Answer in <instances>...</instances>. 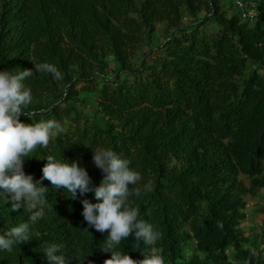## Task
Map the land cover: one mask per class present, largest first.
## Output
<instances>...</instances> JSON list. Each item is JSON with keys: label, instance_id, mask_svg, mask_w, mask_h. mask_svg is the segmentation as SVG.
I'll list each match as a JSON object with an SVG mask.
<instances>
[{"label": "trees", "instance_id": "trees-1", "mask_svg": "<svg viewBox=\"0 0 264 264\" xmlns=\"http://www.w3.org/2000/svg\"><path fill=\"white\" fill-rule=\"evenodd\" d=\"M237 1L250 2L0 0V71L32 70L23 81L32 96L24 110L48 109L19 119H52L63 128L23 158L25 174L40 180L52 155L79 161L98 187L105 174L93 152L111 148L128 159L142 177L129 186L141 195L129 200L138 220L161 233L151 246L134 233L122 240L116 250L134 260L155 252L165 264H264V248L242 230L247 197L264 192V0L254 19L244 18ZM186 16L194 23L182 26ZM158 24L171 34L152 58ZM42 63L55 65L62 79L36 72ZM82 95L94 96L97 110L80 108ZM149 181L151 191H143ZM42 186L46 203L30 223V240L0 250V264H48L44 250L52 244L63 246L65 264L110 259L102 251L109 233L82 215V200L98 202L94 192L71 199L48 180ZM31 215L0 198V234Z\"/></svg>", "mask_w": 264, "mask_h": 264}, {"label": "clouds", "instance_id": "clouds-1", "mask_svg": "<svg viewBox=\"0 0 264 264\" xmlns=\"http://www.w3.org/2000/svg\"><path fill=\"white\" fill-rule=\"evenodd\" d=\"M257 11L260 14L258 8ZM35 71L50 73L55 79H62L60 70L50 63L35 65ZM33 75L30 69L0 71V198H3L5 204L11 202L13 211L23 207L32 213L29 222L20 223L0 234V250L11 253L15 245L30 240V223L42 215L38 206L42 208L46 203L48 188L42 184L43 180H48L54 189L62 188L70 193L71 199H76L77 192L81 196L94 192L98 202L82 200V215L89 227L101 233H109L102 251L111 253V258L106 259L104 264H165L164 257L155 252L144 255L141 260H134L127 253L116 250L120 242L133 233L135 240H141L149 246L157 242L161 233L154 230L152 224L138 220L139 209L132 206L129 197H139L142 189L129 186L137 185L142 180L141 174L130 168L131 162L128 159L122 158L111 148L100 147L93 152L94 165L105 174L98 187H90L91 178L86 169L79 165V161L60 162L52 155L45 157L47 163L42 168L40 180L34 181L33 176L25 174L23 158L29 157L38 146L47 148L50 139L63 132L61 124L56 120L41 119L33 124L20 121L21 116L31 118L48 111L42 108L26 113L24 110L31 103L32 96L31 89L26 88L23 81ZM151 188V181L143 185V191H151ZM62 247L60 244H52L45 248L48 264H65ZM250 252L252 255L257 253L254 249Z\"/></svg>", "mask_w": 264, "mask_h": 264}, {"label": "rangeland", "instance_id": "rangeland-1", "mask_svg": "<svg viewBox=\"0 0 264 264\" xmlns=\"http://www.w3.org/2000/svg\"><path fill=\"white\" fill-rule=\"evenodd\" d=\"M206 10L199 12L198 17H203L206 14ZM194 23L193 17H184L182 26H188L189 24ZM156 40L153 43L154 53L151 55L152 58L156 57L159 54V47L164 45L171 34L166 28V25L158 24L156 31ZM148 47L145 49H140L136 55V58L132 61L133 67L137 68L139 66V60L142 59L144 51H147ZM115 72V63L110 59V67L108 70V75H113ZM113 72V73H112ZM82 101L80 102L79 107L84 108L87 113H90V110H97V104L95 102L94 96L82 95ZM67 122V121H66ZM244 183L247 186H250V182L246 177H241ZM263 194V193H262ZM247 202L249 207L245 208L247 212V219L242 225V230L246 233L247 236L253 237V241H257L258 244L262 245L260 248H264V238H262L263 228H264V214L260 209L264 208V195H259L257 197H247ZM256 251V249H254ZM258 253V252H257Z\"/></svg>", "mask_w": 264, "mask_h": 264}, {"label": "built area", "instance_id": "built-area-1", "mask_svg": "<svg viewBox=\"0 0 264 264\" xmlns=\"http://www.w3.org/2000/svg\"><path fill=\"white\" fill-rule=\"evenodd\" d=\"M237 5L242 10L245 19H253L259 15L257 11L258 0H250V2L246 3L237 1Z\"/></svg>", "mask_w": 264, "mask_h": 264}]
</instances>
